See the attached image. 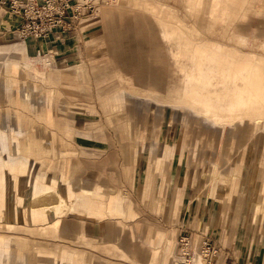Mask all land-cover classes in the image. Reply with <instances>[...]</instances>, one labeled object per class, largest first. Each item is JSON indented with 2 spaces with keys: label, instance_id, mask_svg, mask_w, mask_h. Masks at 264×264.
Masks as SVG:
<instances>
[{
  "label": "rangeland",
  "instance_id": "rangeland-1",
  "mask_svg": "<svg viewBox=\"0 0 264 264\" xmlns=\"http://www.w3.org/2000/svg\"><path fill=\"white\" fill-rule=\"evenodd\" d=\"M27 1L33 9L44 3ZM157 1L187 29L164 28L158 17L129 0H52V6L60 5L75 16L62 35L72 39L66 53L77 55L74 64L79 62L81 67L65 80L60 72L62 59L55 54L31 55L18 33L13 34L16 28L9 27L12 16L0 11V132L6 134L8 144L17 133L21 140L33 137L52 151L45 159L49 171L75 170L73 178L82 172L94 174L97 184L109 186L103 173L81 165L73 138L76 131L93 128L110 134L113 149L120 154V172L111 175L117 183L113 188L138 213L123 225L118 220L98 223V236L79 242L27 223L11 229L0 224V234L24 244L72 242V248L85 252L81 255L88 264H136L139 258L133 251H146L143 234L150 228L175 232L173 241L162 235L158 264L176 259L178 238L187 234L197 242L198 235L217 232L223 248L238 244L232 247L238 258V250L246 246H264V25L257 24H264V17L253 15L252 1L239 8L230 2L212 13L195 6L187 12L191 6L187 0ZM64 17L63 22H68L66 12ZM164 30L171 39L164 38ZM183 37H187L186 53ZM152 45L156 53L149 48ZM126 51L143 54L144 65L153 57L149 67L158 70L159 97L142 93L151 87L132 85L120 71L117 53L125 56ZM131 65L128 71L134 73L140 63ZM188 69L192 77L186 92H181ZM104 118L107 123H99ZM16 143L13 153L0 139V164L36 161L28 142ZM159 153L158 168L152 170ZM253 164L254 176L245 187L246 172ZM48 177L43 172V180ZM30 178L41 180V171L32 167ZM174 194L179 202L176 213L172 212ZM202 206L213 218L207 226H203L207 217ZM62 221L81 225L73 218ZM132 225L141 229L140 238L132 237ZM78 227L70 233H78ZM124 240L128 247L123 246ZM105 241L120 248L108 250ZM16 253H27L28 264H54L36 256L28 245Z\"/></svg>",
  "mask_w": 264,
  "mask_h": 264
},
{
  "label": "crops",
  "instance_id": "crops-1",
  "mask_svg": "<svg viewBox=\"0 0 264 264\" xmlns=\"http://www.w3.org/2000/svg\"><path fill=\"white\" fill-rule=\"evenodd\" d=\"M1 1V0H0ZM244 1L253 2V15L255 17H264V0H187L189 3L190 9L195 10L209 11L212 13L215 11H221L225 4L230 2L233 6L239 8V4H243ZM133 5L140 4L144 9L151 13L152 15L158 17L159 22L164 28L170 27H180L187 29L181 21L173 15V13L168 10L166 5L157 0H129ZM248 5L244 4V7ZM0 11L5 13V10L0 7ZM264 25L262 23H257ZM11 29L16 28L17 24L14 21H10L9 24ZM141 25L138 24V28ZM136 29V26H134ZM166 30V29H165ZM164 30V38L166 40L171 39V37ZM112 33L115 30L112 29ZM15 35V33L13 32ZM183 51L187 50L188 44L185 40L187 37H183ZM72 39L68 35H62V33H54L48 38L34 40L32 38H26L24 41L20 40L21 44L25 45L29 51L31 50V55H56L57 60L62 59L60 63V72L65 73L64 76L61 75V78L65 80L68 78L70 73L74 70L80 69L79 62L74 64L76 61L77 55L74 53H66L70 48V43ZM178 44V43H177ZM128 47V46H127ZM141 46H138L140 48ZM129 48V47H128ZM152 52L156 53L155 47L149 46ZM118 51V47H115ZM154 49V51H153ZM127 50V48H126ZM149 51V50H148ZM60 54V56H58ZM121 53H117L119 59L120 71L124 72L127 76V79L132 85H137L140 88L151 87L142 89L141 92L145 93L150 97L157 98L161 95L162 87L159 83L158 70H152L154 67H149V62L153 59L152 56H149L145 61L144 57L141 54L131 53L128 51L124 53L125 56ZM55 57V56H54ZM140 63L138 69L134 73L129 72L128 69L132 66L131 63L137 61ZM136 61V62H135ZM145 68V69H144ZM155 71V72H154ZM75 72V71H74ZM193 71L188 69L184 73L183 78V88L181 92H186L187 86L190 83L188 77H192ZM73 75V74H72ZM152 75V76H150ZM65 82V81H64ZM95 91L93 92V94ZM114 100H118L114 98ZM111 122V117H108ZM105 124L107 123L105 118L104 121H100ZM100 124V125H101ZM94 129V128H93ZM91 129V130H93ZM76 131L73 144L77 148L75 149L76 154L78 155V161L81 165H88L89 170H93L95 174L103 173L105 183L109 186H102L96 183V177L94 174H85L82 172L81 175H77L73 178L76 173L75 170H60L55 169L49 171L45 167L46 156L51 154V149L33 137H26L23 140L20 139L21 134L17 133L16 137H13L12 145H9L7 142L6 134L0 132V139L4 140L7 143L9 150L13 153H16V142H28L27 147L31 151L32 157L36 158V161H27L25 160V165L27 166L29 176L25 174L24 180L21 181L22 186H17L15 180H0V224L6 226L8 229L16 227L20 223H27L29 226L35 227L40 231H45L46 229L56 231L58 237L72 242H79V240H87L88 238H95L99 234L98 223H102L106 220H118V223L123 225L124 221L132 222L134 221L138 213L133 207L131 202H125L124 196L121 191L114 190L113 186H117L112 179L111 175H116L120 172L118 164V157L120 156L117 149H113L111 135L103 133H98L96 130L93 131ZM101 130V129H99ZM40 144V148H37L35 143ZM264 146V142L262 141ZM64 153V152H63ZM158 159L154 162L152 170L158 168L161 159V153L157 156ZM83 163V164H82ZM6 167L3 164H0V174L4 171L3 168ZM32 167L36 171H41V180H31L30 172ZM248 170V179H252L254 176V164ZM43 172L48 174V179L43 180ZM73 178V179H72ZM210 178H207L206 181ZM206 181L203 183L205 186H208ZM240 182V181H238ZM207 184V185H206ZM111 185V186H110ZM180 185V182H179ZM21 189L22 191H17ZM178 200L175 199V194L172 200V212L176 213L177 210H174L178 205ZM202 212L206 214L205 221H203V226H207L210 222H213L209 217L208 210ZM256 214V213H255ZM255 216V215H254ZM62 218H73L81 222V225H78L75 222H63ZM200 224V223H199ZM202 225V221L201 224ZM78 227L79 232L74 234L70 233ZM141 230V229H140ZM132 225L131 235L134 239L140 238V231ZM72 231V232H73ZM162 235H169V240L173 241V236L175 232H165L161 229L150 228L148 231H145L143 236H145L147 241V249L139 251H133V254L139 258L135 260L136 264H158L159 250L161 248V237ZM186 235V233L184 234ZM188 235V234H187ZM218 233L215 234H201L198 235V241H209L211 248L216 251L213 264H264V246H246L240 251L239 258L236 256L237 250H232V247L237 248L238 244H231L229 248H223L219 243ZM191 237L193 235H190ZM71 239V240H70ZM196 241V240H194ZM22 243L20 239L16 240L14 237L0 234V264H28L30 256L27 253H16L17 250L24 249L25 247L32 248L36 256L44 257L51 259L54 264H88V259L81 254H84L83 251H78L72 248L71 243ZM106 249L115 250L120 247L117 246L115 242L105 241ZM69 244V245H66ZM124 247H128L127 241H122ZM173 248V246H172ZM131 252V250L128 249ZM126 256L129 257L128 253L124 252ZM249 260H245L247 255ZM199 253L196 254L193 260V264H196L199 261ZM202 262V261H201ZM40 264H49L46 261L40 262ZM165 264V262L163 263ZM168 264V263H167Z\"/></svg>",
  "mask_w": 264,
  "mask_h": 264
},
{
  "label": "built area",
  "instance_id": "built-area-1",
  "mask_svg": "<svg viewBox=\"0 0 264 264\" xmlns=\"http://www.w3.org/2000/svg\"><path fill=\"white\" fill-rule=\"evenodd\" d=\"M52 0H44L40 9H33L32 3L27 0H1L0 7L12 16L17 24L15 34L20 40L26 38L34 40L48 38L52 32H66L70 28L69 23L74 19V14H70L60 5L52 6ZM69 16L68 22L64 14ZM177 256L171 264H193L194 256L197 252L203 255L205 264H213L216 251L211 248L209 241L195 242L190 235L180 236L177 244Z\"/></svg>",
  "mask_w": 264,
  "mask_h": 264
},
{
  "label": "bare ground",
  "instance_id": "bare-ground-1",
  "mask_svg": "<svg viewBox=\"0 0 264 264\" xmlns=\"http://www.w3.org/2000/svg\"><path fill=\"white\" fill-rule=\"evenodd\" d=\"M259 114L263 113L261 110L258 111ZM256 122L257 123H262L261 118H256ZM37 145V148H40V144L39 143H35ZM3 172L0 174V180H15L17 183V186H22L21 181H23L25 178V174L28 170L27 166L25 165V163L23 161H18L15 160V162L12 161V163L10 162L9 164H7V167L3 168ZM251 178L249 177V180L247 182V184H251ZM206 183H208V180L206 181ZM246 184V187H247ZM17 191H22L21 189H17ZM199 256L203 259V262L205 264V260L203 258V255L199 254ZM203 262H198L196 264H203Z\"/></svg>",
  "mask_w": 264,
  "mask_h": 264
}]
</instances>
